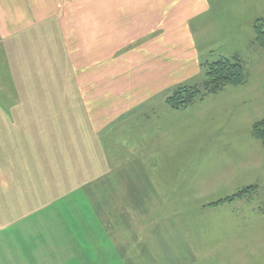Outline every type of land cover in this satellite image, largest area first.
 Masks as SVG:
<instances>
[{
  "label": "rangeland",
  "instance_id": "1",
  "mask_svg": "<svg viewBox=\"0 0 264 264\" xmlns=\"http://www.w3.org/2000/svg\"><path fill=\"white\" fill-rule=\"evenodd\" d=\"M63 1L80 6L75 17L85 21L89 6L103 4ZM212 8L192 23L202 73L179 86L201 85L208 64L235 57L246 83L180 109H144L159 115L150 124L92 129L72 108L57 114L46 98L67 96L61 73L49 83L52 93H25L31 79L23 84L21 61H41L32 63L40 83L57 73L45 50L34 52L38 42L16 50L12 81L0 61V81L12 86L0 84V181L9 174L10 189L1 190L14 193L8 218L0 200V264H264V143L252 133L264 120V51L253 43L264 0H213ZM55 115L58 124L39 123ZM11 116L15 124L4 121Z\"/></svg>",
  "mask_w": 264,
  "mask_h": 264
},
{
  "label": "crops",
  "instance_id": "2",
  "mask_svg": "<svg viewBox=\"0 0 264 264\" xmlns=\"http://www.w3.org/2000/svg\"><path fill=\"white\" fill-rule=\"evenodd\" d=\"M212 2L103 0L102 5L88 7L92 15L85 21L75 17L80 6L65 5L63 0H0V61H7L3 69H9L7 77L12 81L11 68L16 60V50L34 46L38 42L34 52L40 56L45 50L49 61L55 64L54 71L57 73L46 83L44 80L40 83L41 70H34L32 63L41 64V61H21L23 84L28 75L31 79L27 83L30 88L25 93H52L57 87L49 83L61 73L66 83L64 86H67L61 93L67 96L60 97L58 101L52 96L46 98V107L57 109V114L62 112L63 116L64 109L72 108L74 114L86 117V123L92 129L95 125L103 128L117 122L126 126L130 119L150 124L154 119H159V115L153 110L144 109H158V105L169 107L166 99L175 88L199 69L202 73L200 52L196 50V55H193L191 48L195 45L196 34L192 23L213 10ZM182 21L183 27L180 26ZM53 37L58 42L54 43ZM180 41L184 48L180 58L183 65L177 67L175 45ZM43 62L48 61L44 58ZM28 68H31L30 74ZM1 76L5 78L6 73L0 71ZM183 76L186 78L176 81L177 77ZM143 77L151 79L144 81ZM160 77H163L162 89ZM145 83L146 86H142ZM0 84L12 92L10 82L6 83L4 79ZM168 92L171 93L168 95ZM158 95L162 98L166 96L164 103L154 104L153 99ZM66 102L69 104L66 105ZM30 103L35 102H26V108H36L32 107L33 104L30 107ZM40 104L44 106V103ZM37 107L41 108L39 105ZM6 120L11 124L16 123L12 116ZM42 120L39 123H59L56 115ZM7 176L6 181H0L4 182L0 184V200L6 206L8 218L12 211L10 205H14V193L1 190V186L10 189L9 174Z\"/></svg>",
  "mask_w": 264,
  "mask_h": 264
},
{
  "label": "trees",
  "instance_id": "3",
  "mask_svg": "<svg viewBox=\"0 0 264 264\" xmlns=\"http://www.w3.org/2000/svg\"><path fill=\"white\" fill-rule=\"evenodd\" d=\"M254 44L264 51V18L258 19L254 24ZM247 81L245 66L240 58L220 59L208 64L206 79L201 85H185L175 88L167 97V103L176 109L192 104L198 96L203 94H218L228 86L244 85ZM6 111H8L6 109ZM253 137L264 143V120L258 121L252 128ZM249 193V189L239 191L235 198H242ZM264 216V205L260 207Z\"/></svg>",
  "mask_w": 264,
  "mask_h": 264
}]
</instances>
